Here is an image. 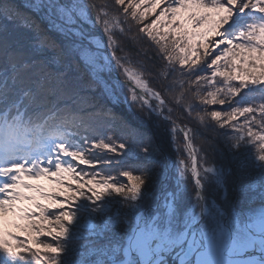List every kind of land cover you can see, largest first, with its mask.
I'll use <instances>...</instances> for the list:
<instances>
[{"label":"snow or ice","instance_id":"snow-or-ice-1","mask_svg":"<svg viewBox=\"0 0 264 264\" xmlns=\"http://www.w3.org/2000/svg\"><path fill=\"white\" fill-rule=\"evenodd\" d=\"M0 264H264V0H0Z\"/></svg>","mask_w":264,"mask_h":264},{"label":"trees","instance_id":"trees-1","mask_svg":"<svg viewBox=\"0 0 264 264\" xmlns=\"http://www.w3.org/2000/svg\"><path fill=\"white\" fill-rule=\"evenodd\" d=\"M21 0H16V3H20ZM110 2V0H109ZM151 19V17H150ZM149 21H145V23H148ZM131 23V22H130ZM131 35L136 36L137 40L140 41V44H135L129 37H121V41L123 46L128 50L129 54L132 56L133 59H136V53L140 48V45H143L145 48H149L150 54L155 55L154 49L151 48L150 42L147 40L146 37L142 38V34H139L137 31V27L135 25L132 26V32ZM120 54V53H118ZM159 63V61H157ZM149 79H152L149 77ZM153 87L159 88L160 85L158 83H153ZM219 108L220 106H215ZM119 111V109H118ZM180 115V113H178ZM183 116L185 117L181 121H179L180 124H189L196 132L200 134L198 138L194 140V144L197 148H200L202 150L208 151L209 159L210 161L214 160L218 164L219 163H225L227 164L230 161V157L227 153H221V151L216 150L213 152L211 149H209V145L207 143L208 140H215L216 145L219 148H222L223 145L219 143L220 136L219 134L222 133L224 130L215 128L214 131H209L208 128L202 127L199 123H197L195 120L187 118V114L183 113ZM242 119V118H241ZM209 127H214L211 121L208 122ZM179 135V134H178ZM180 139L182 140V136H180ZM181 156H184L186 158V154L181 150L180 152ZM165 156L167 157L166 162L171 163V161L176 159L177 153L174 151V146L170 142L165 143ZM118 166H113V168H117ZM118 179H122L119 178ZM49 188V187H47ZM235 191V183L230 182L229 184V193H232ZM46 203V202H45ZM14 231L15 229H10ZM16 231V230H15ZM19 235L23 236L22 233H18ZM42 239H47V237H42Z\"/></svg>","mask_w":264,"mask_h":264},{"label":"rangeland","instance_id":"rangeland-1","mask_svg":"<svg viewBox=\"0 0 264 264\" xmlns=\"http://www.w3.org/2000/svg\"><path fill=\"white\" fill-rule=\"evenodd\" d=\"M31 183H36V184H40V185H42V186H44L45 188H47V187H49V188H51V187H54L53 185H51L50 183H49V181L47 180V179H42V180H40V181H30ZM16 230V229H15ZM14 230V231H15ZM23 234V233H22Z\"/></svg>","mask_w":264,"mask_h":264}]
</instances>
